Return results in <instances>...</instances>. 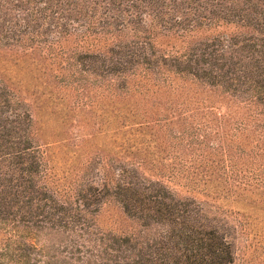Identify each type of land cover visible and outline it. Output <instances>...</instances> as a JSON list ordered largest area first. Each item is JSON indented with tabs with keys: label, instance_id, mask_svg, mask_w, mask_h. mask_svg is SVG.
<instances>
[{
	"label": "rangeland",
	"instance_id": "374dc122",
	"mask_svg": "<svg viewBox=\"0 0 264 264\" xmlns=\"http://www.w3.org/2000/svg\"><path fill=\"white\" fill-rule=\"evenodd\" d=\"M25 4L0 0V24L15 27ZM136 28L113 37L72 35L51 49L54 34L38 37L35 48L0 35V92L32 116L41 184L59 191L62 203L75 202L87 185L114 186L138 175L146 185L159 183L176 198L198 203L202 219L233 243L234 264H264V105L227 84L209 85L172 67L147 73L158 81L137 77L124 89L120 77L84 73L74 62L79 53L110 56L113 46L142 35ZM241 34L251 31L220 23L187 34L165 32L155 47L190 53L201 43ZM90 211L85 222L94 239L108 234L142 249L168 230L131 217L113 193ZM67 237L36 236L47 245Z\"/></svg>",
	"mask_w": 264,
	"mask_h": 264
},
{
	"label": "trees",
	"instance_id": "16d2710c",
	"mask_svg": "<svg viewBox=\"0 0 264 264\" xmlns=\"http://www.w3.org/2000/svg\"><path fill=\"white\" fill-rule=\"evenodd\" d=\"M25 2L24 19L15 27L0 24L4 39L35 48L38 37L54 34L57 42L49 41L51 49L72 35L113 37L135 26L142 33L136 41L113 46L108 57L100 52L79 53L74 62L84 73L120 77L124 89L137 77L158 81L147 79V73L172 67L209 85L227 84L264 105V0ZM220 23L236 24L251 34L215 38L190 53H161L155 47V39L165 32L187 34ZM11 102V94L0 92V264L235 263L233 243L202 219L198 203L176 198L159 183L146 185L138 175L133 182L124 179L114 186L87 185L80 199L62 203L59 191L41 184L40 148L34 146L30 112L20 109V102L14 101L18 107ZM110 193L131 217L166 224L161 240L138 249L127 238L103 234L94 239L96 233L86 224V215ZM43 232L68 237L47 245L36 238Z\"/></svg>",
	"mask_w": 264,
	"mask_h": 264
}]
</instances>
